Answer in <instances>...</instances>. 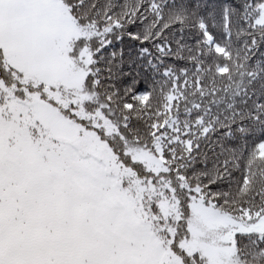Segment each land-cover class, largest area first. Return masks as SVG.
I'll list each match as a JSON object with an SVG mask.
<instances>
[{"label":"snow or ice","instance_id":"1","mask_svg":"<svg viewBox=\"0 0 264 264\" xmlns=\"http://www.w3.org/2000/svg\"><path fill=\"white\" fill-rule=\"evenodd\" d=\"M0 264H264V0H0Z\"/></svg>","mask_w":264,"mask_h":264}]
</instances>
